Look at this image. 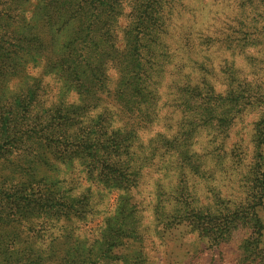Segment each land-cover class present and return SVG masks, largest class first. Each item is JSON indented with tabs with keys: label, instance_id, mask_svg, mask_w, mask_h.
<instances>
[{
	"label": "trees",
	"instance_id": "obj_1",
	"mask_svg": "<svg viewBox=\"0 0 264 264\" xmlns=\"http://www.w3.org/2000/svg\"><path fill=\"white\" fill-rule=\"evenodd\" d=\"M205 4L0 0V264H150L133 191L157 158L178 170L151 208L160 233L183 227L213 247L244 228L246 256L264 236V93L235 58L249 63L262 41L264 0H236L214 37ZM212 49L228 56L218 64ZM255 109L245 199L210 191L213 206L199 204L183 173L202 176ZM112 194L96 234L76 232Z\"/></svg>",
	"mask_w": 264,
	"mask_h": 264
},
{
	"label": "rangeland",
	"instance_id": "obj_2",
	"mask_svg": "<svg viewBox=\"0 0 264 264\" xmlns=\"http://www.w3.org/2000/svg\"><path fill=\"white\" fill-rule=\"evenodd\" d=\"M203 1L206 4L198 12L201 16V22H205L202 28L205 29L208 25H215L209 27L208 32L212 36L217 35L218 33H214L215 30H218L219 26L235 13L233 3L236 0ZM225 32L221 34L224 35ZM253 35L262 40L259 46L247 49L251 50L249 54H251L253 59L248 63L240 59V56L235 58L239 59L240 76L245 78L246 81H250L254 86L260 85L261 89H263L260 94H263L264 26L259 28ZM211 55L219 58L216 59L218 64L228 56L225 51H215L213 49ZM215 86L218 89H222L217 79ZM258 115L259 112L256 109L245 111L242 114V117L232 125V129L224 139L221 149L223 152L218 149L215 151L216 156L207 157V165L202 176L183 173L186 181L185 185L190 195L199 199V204L208 202V205L213 206L214 199L211 201V192L213 194L218 193L231 203L245 199L247 195L244 185L246 183L245 172L247 167H249L253 149L250 138L253 124L257 120ZM158 129V126L153 127L152 131H149L146 135L150 136L151 133ZM196 149L200 151L201 144L197 145ZM167 164L168 160L157 158L154 164L144 171L139 185L133 191L134 201L138 208L143 210V222L146 228L144 251L151 262L150 264H264V236H260L259 233L251 234L247 241V244H251V251L248 256L242 253V247L246 244L245 238L250 233L244 228L234 230L227 242L213 247H209L206 244V239H201L202 237L198 235L197 231L182 234L184 231L183 227H178L179 231L174 232L175 236L173 233H160L161 226L157 225L151 212L156 192L158 188L168 191L176 185L178 180V170L173 169L174 160L171 162V166L165 169ZM166 170H171V172H166ZM80 174L78 173L77 177H81ZM114 197L115 195L112 194L109 200L105 199L102 203L100 201L96 208L97 211H100L99 214L94 213L90 216L92 219L88 221L92 222L87 225L79 223L76 232L81 235L85 234L90 238L93 237L101 222L103 210L105 209L106 211V208L108 210L111 209ZM28 228H24V231L30 233V230H27ZM34 228H39V226L37 225ZM245 258H248V261H244Z\"/></svg>",
	"mask_w": 264,
	"mask_h": 264
}]
</instances>
